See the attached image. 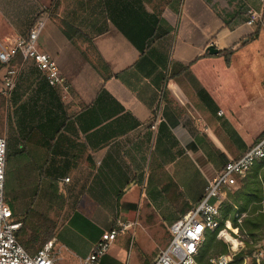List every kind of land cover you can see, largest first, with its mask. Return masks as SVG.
Returning <instances> with one entry per match:
<instances>
[{"label":"crops","instance_id":"0c3cea01","mask_svg":"<svg viewBox=\"0 0 264 264\" xmlns=\"http://www.w3.org/2000/svg\"><path fill=\"white\" fill-rule=\"evenodd\" d=\"M213 5L208 0H59L56 15L90 37L112 76L104 81L81 53L86 50L95 58L88 44L70 42L54 17L46 16L51 24L46 27L47 20V29H42L38 49L53 58L63 84H47L27 60L40 75L32 80L31 67L20 74L35 86L31 102L36 120L30 127L39 131L22 138L18 146L26 157L15 161V172L31 175L34 188L39 175L49 189L63 186L72 195L73 207L86 205L88 199L93 219L104 216L110 229L126 231L137 219L146 223L155 215L159 222L154 225L167 230L182 210L162 190L168 177L193 206L221 167L264 133V75L254 78L243 94L232 84L231 72L214 68V57L221 53L205 51L208 45L230 50L229 63L224 59L230 69L245 44L264 38V0H225L222 5L230 9L226 18ZM47 9L54 10L51 0H0V43L25 34L35 16L47 14ZM249 11L255 14L253 24L246 23ZM257 20L258 34L248 39ZM139 46L146 48L141 52ZM161 89L164 103L158 111ZM22 94L23 89L15 97L16 106L26 103ZM183 157L187 161L180 167ZM256 162L258 175L264 171V159ZM194 172L199 182L190 176L189 182L182 179ZM242 178L226 190L222 203ZM117 222L130 227L121 229ZM94 227L95 236L85 240L72 227L60 235V226L54 244L75 238L79 247L82 239L90 249L105 233ZM168 240L169 235H163L157 249Z\"/></svg>","mask_w":264,"mask_h":264},{"label":"rangeland","instance_id":"374dc122","mask_svg":"<svg viewBox=\"0 0 264 264\" xmlns=\"http://www.w3.org/2000/svg\"><path fill=\"white\" fill-rule=\"evenodd\" d=\"M225 0H208L211 4H214L215 9L221 12V15L226 18L228 15L225 11L229 12L230 9L228 7L223 6ZM54 8V7H53ZM47 9V11L42 16H50L54 17L55 21L60 18L56 15L57 10H55V14ZM241 14V13H240ZM242 18H244V14H242ZM172 17L169 18L168 27L170 23L174 20ZM47 18L45 24L47 22ZM51 20H48L47 25H50ZM45 27V25H44ZM45 27V29H47ZM44 29V28H43ZM45 31V30H44ZM24 35V34H23ZM155 47H151L148 53H152L155 50ZM170 48V47H169ZM169 52V50H168ZM238 60L233 62V66L230 69H227L225 66L224 57L221 54H217L215 56L216 63L214 68L222 71H229L234 75L233 85L241 87L242 93H246L249 91L251 82L254 78H258L264 75V38H258L257 40H251L249 43L245 44L239 52H238ZM27 60L20 62L16 61L15 63L19 66V71L15 77V86L17 83V79H19V75L24 69H29L30 67L34 71V66L32 64H26ZM36 70L34 71V78L32 80L36 81L37 78H40V75ZM264 79V78H263ZM34 83V82H33ZM20 88L17 90V94L12 91L10 98H4L0 94V136L5 137L7 143V151L10 154V157L6 163V180H5V188H6V198L12 208L15 218H21L29 205H32L34 210L45 217L46 219H51L52 223H55L56 230L58 227L62 226L60 230V235L66 233V229L69 227L74 228L79 234L85 238V240L92 238L95 236L96 228L94 224H97L102 228L103 231H110V224L105 221L104 216L100 217L101 219L97 222L93 219L91 211V206H88L89 200H86V205H79L78 207H73L72 195H68V191L63 186L56 187V191L49 189L44 184V175H39V186L36 188L31 186L32 181H30L31 175H22L17 174L16 171V163L15 161H20L25 159L26 155L24 153H20L19 144L22 143V138L38 134L37 131L32 129L30 126L36 120V108L32 107L31 96L33 95V89L35 86L31 84V78L24 77L22 78L20 75ZM14 86V89H15ZM24 90V94H22L26 99V103L16 106L17 104L14 102L15 97L18 98L21 90ZM42 105V113L45 115L47 113V101L46 98L43 99ZM264 107V105H263ZM262 107H259L261 109ZM264 111V108L261 109ZM26 136V137H25ZM23 144V143H22ZM187 158L183 157L180 160L181 163H186ZM262 161V160H259ZM257 161V162H259ZM256 162V163H257ZM261 163V162H260ZM263 163V162H262ZM253 163L251 167L247 170L244 177L240 180L239 184L236 185L238 188L241 185V182L246 176L253 171L254 165ZM202 168H205L201 165ZM263 167L261 164L260 168ZM189 171L188 166L184 167ZM194 172L191 174H184L182 176L183 180L190 181V177L196 179V182L200 180V175ZM190 176V177H189ZM35 183V182H34ZM234 190H232L233 192ZM227 198L224 199V201ZM227 201L230 202L229 199ZM224 203V202H223ZM241 217L238 219L241 222ZM157 217L155 215L152 216V219H148L145 223L141 218L137 219L136 222L132 223L133 228L128 230H118L116 231L114 237L111 240L105 241L107 243L106 247L103 249L102 253L98 257L99 264H149L154 252L158 250V246L160 244V238L163 235L167 234L170 238L169 233V224L167 226V230L159 229L157 224ZM94 224H93V223ZM159 222V221H158ZM225 223V222H224ZM229 228L223 227L219 230L226 231L227 236H230L229 241L223 236V234H219V230L216 233V239L221 240L226 243L228 246L231 244L234 246L239 243V248L245 250L246 252L251 251V256L255 259L259 260L264 256V227H259L258 230L254 233L253 236L248 235L246 229H243L241 232L238 228L234 230L230 226L231 224L228 222ZM68 227V228H67ZM156 228V230L153 229ZM98 229V228H97ZM231 229V230H230ZM234 231V232H233ZM226 236V235H225ZM58 238V235H56ZM102 236L100 237V240ZM84 240V241H85ZM99 240V241H100ZM59 241V242H58ZM58 241L53 246V251L55 255L60 257L61 263H70V264H79V262L88 258L90 249L87 242H84L81 239V244H75V242L66 241L67 243H63L58 239ZM97 243V242H96ZM95 243V244H96ZM160 249V248H159ZM215 249L210 248V253L205 257V260L208 258L217 256ZM78 257H80V261H78ZM249 257L244 256V263L248 264Z\"/></svg>","mask_w":264,"mask_h":264},{"label":"built area","instance_id":"2783aa9c","mask_svg":"<svg viewBox=\"0 0 264 264\" xmlns=\"http://www.w3.org/2000/svg\"><path fill=\"white\" fill-rule=\"evenodd\" d=\"M46 16L34 19L24 35L7 38L4 43H0V62L3 64L0 69V94L6 99L11 96L15 77L20 69L15 63L17 60L20 62L32 60L49 85L63 84V78L53 58L38 49V38L44 28ZM254 19V12L249 11L246 23L253 24ZM163 103L164 91L161 89L157 102L158 111ZM6 155V139L0 136V264H59L53 251V238L46 241L36 252L29 253L15 236L21 222L15 218L6 198ZM262 159H264V133L238 157L225 163L207 182L200 199L169 224L170 238L164 247L155 252L150 264H200L196 260L198 249L205 231H214L219 225L220 205L226 190L244 177L253 163ZM62 180L67 181L68 177H63ZM224 224L227 227V222ZM128 226L130 223L117 222V227L121 229ZM116 231L117 229L112 228L109 232L103 233L102 239L90 249L88 258L79 264H99L98 257L107 245L105 241L111 240ZM221 233L222 231L219 230V234ZM238 246L239 243L236 246L231 244L227 253L209 258L207 264H230L238 251Z\"/></svg>","mask_w":264,"mask_h":264},{"label":"trees","instance_id":"16d2710c","mask_svg":"<svg viewBox=\"0 0 264 264\" xmlns=\"http://www.w3.org/2000/svg\"><path fill=\"white\" fill-rule=\"evenodd\" d=\"M58 2L59 0H51L54 11L57 8ZM39 16H42V13L36 15L34 19ZM57 21L62 33L70 42L76 44V40H80L81 42H86L88 44L87 48L92 50V54L95 58L91 56V52L87 53L86 50H81V53L89 60L94 69L102 75L103 80L105 81L107 78L112 76L107 64L102 60L98 52L93 47L90 37L77 27L61 18ZM260 24L259 20L255 22V30L248 36V39L257 36ZM145 48L146 46H139V50L141 52H143ZM230 52V50L222 49L217 53H221L225 62L229 63ZM189 64L190 62L180 65L178 72L186 70ZM2 67L3 64L0 62V69ZM19 151L20 153L23 152L21 149H19ZM9 157L10 154L7 151L6 162ZM162 190L166 193L168 199L177 206V209L178 205H182V210L179 212L178 216H181L192 207V205L187 202L186 197L178 191L177 185L171 178L168 177L167 184L162 188ZM53 191L56 190L53 189ZM227 199H229L230 202L227 201ZM227 199L221 205V217L218 227L214 231L206 230L204 233L203 240L196 256V260L200 264L208 263L209 258L205 260V257L209 255L210 248L215 249L214 252L218 255L227 253L228 245L221 240L216 239L217 231L223 227L226 220L229 221L232 228L236 227L241 232L243 229H246L248 235L250 236H253L259 227H264V171H260L257 175L254 169L251 172V175L248 174L246 178L242 180L241 185L235 191L227 193ZM240 217L242 218L241 222L238 221ZM16 219L21 222V225L16 231L15 236L20 244L29 253L36 252L46 241L54 238L55 236L57 227L54 225L55 223H52L51 219L42 217L40 213L34 210L32 205L27 207L21 218ZM244 256L249 257L248 264H264V256L257 260L251 256V251L246 252L243 249H240L234 254L230 264H245Z\"/></svg>","mask_w":264,"mask_h":264},{"label":"water","instance_id":"95a60500","mask_svg":"<svg viewBox=\"0 0 264 264\" xmlns=\"http://www.w3.org/2000/svg\"><path fill=\"white\" fill-rule=\"evenodd\" d=\"M205 51L209 54H215L218 52V49L216 47H213L212 45H208L206 48H205Z\"/></svg>","mask_w":264,"mask_h":264},{"label":"bare ground","instance_id":"6f19581e","mask_svg":"<svg viewBox=\"0 0 264 264\" xmlns=\"http://www.w3.org/2000/svg\"><path fill=\"white\" fill-rule=\"evenodd\" d=\"M227 228H229L228 226H229V224L227 223ZM233 230L235 229V228H232ZM231 230V229H230ZM234 232V231H233ZM221 234H223V236L226 238V240L227 241H229L230 242V240H229V238H230V236H227V232L226 231H222V233ZM226 235V236H225ZM229 237V238H228ZM231 243V242H230ZM237 244H235L234 246H236Z\"/></svg>","mask_w":264,"mask_h":264}]
</instances>
